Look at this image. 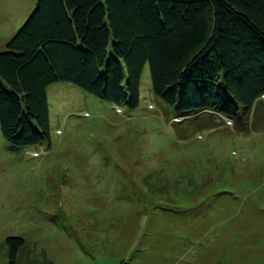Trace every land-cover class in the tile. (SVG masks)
I'll return each mask as SVG.
<instances>
[{"label":"rangeland","instance_id":"rangeland-1","mask_svg":"<svg viewBox=\"0 0 264 264\" xmlns=\"http://www.w3.org/2000/svg\"><path fill=\"white\" fill-rule=\"evenodd\" d=\"M38 0H0V52ZM50 143L0 130V264H264V100L233 120L48 88Z\"/></svg>","mask_w":264,"mask_h":264},{"label":"trees","instance_id":"trees-1","mask_svg":"<svg viewBox=\"0 0 264 264\" xmlns=\"http://www.w3.org/2000/svg\"><path fill=\"white\" fill-rule=\"evenodd\" d=\"M179 116H249L264 100V0H38L0 52V130L50 143L48 88L139 107L142 78ZM9 264L25 241L8 237Z\"/></svg>","mask_w":264,"mask_h":264}]
</instances>
